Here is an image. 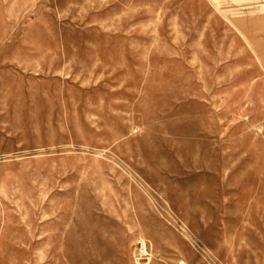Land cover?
I'll use <instances>...</instances> for the list:
<instances>
[{"label": "rangeland", "instance_id": "374dc122", "mask_svg": "<svg viewBox=\"0 0 264 264\" xmlns=\"http://www.w3.org/2000/svg\"><path fill=\"white\" fill-rule=\"evenodd\" d=\"M0 264H264V0H0Z\"/></svg>", "mask_w": 264, "mask_h": 264}]
</instances>
